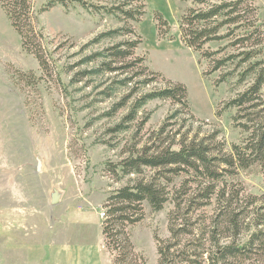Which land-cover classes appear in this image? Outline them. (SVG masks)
I'll return each mask as SVG.
<instances>
[{
  "label": "rangeland",
  "instance_id": "rangeland-1",
  "mask_svg": "<svg viewBox=\"0 0 264 264\" xmlns=\"http://www.w3.org/2000/svg\"><path fill=\"white\" fill-rule=\"evenodd\" d=\"M106 1L113 5L121 0ZM31 2L38 26L50 41L46 44L53 59L49 73H44L38 61L23 50L21 38L0 7V264H77L76 254L82 252L85 260L79 263L115 264L102 234L106 213L103 206L115 190L133 183L137 176L115 182L107 174L106 165L119 163L125 157L121 151L131 141L141 118L149 117L141 134L145 135L159 129L167 117L180 111V106L170 100L150 101L140 110L132 128L117 136L107 131L127 114L134 99L115 118L101 115L131 90L138 89L137 97L162 88V79H168L187 88L190 107L198 121L185 123L191 136L204 137L218 131V139L231 153L234 145L242 144L245 134L235 128L236 110L226 107L246 85L237 86V79L233 78L216 86L219 73L204 75L208 62L181 41L180 20L190 6L183 0H145V16L136 26L132 24L142 37V44L135 51L136 57L144 59L142 64L127 73L90 76L89 83L84 80L71 84L77 71L98 66L75 67L83 55L133 40L134 36L106 39L83 52V45L98 33L119 29L123 24L113 16L89 15L79 4L67 9L57 5L39 14L48 0ZM255 3L264 25V0ZM157 14L169 24L168 36L164 38L158 33ZM221 45L213 43L205 49L215 51ZM72 66L73 71L68 72ZM150 72L160 73L163 78L145 84ZM19 73L25 75L24 80ZM125 80H130L127 86L119 84ZM113 82V97L104 99L101 93ZM181 114L173 120L174 131L186 118ZM144 175L148 179L155 172L147 170ZM166 179H161V183L168 193V202L158 212L144 202L143 220L130 231L135 252L147 264H159L156 237L170 238L169 215L178 204L180 218H191L196 229L195 243H189L190 237L181 242L188 254H199L201 247L205 251L211 249L209 239L213 237L214 224L222 221L217 218L222 205L243 213L246 223L264 214L259 208L261 201L251 204V197L259 199L264 195V176L258 166L226 175L217 185V191H227L225 200L215 194L208 203L203 198L204 181L193 171L167 174ZM229 232L219 229L217 239L231 235ZM255 232L252 227L238 244L247 243ZM207 258L205 254L200 263L207 264ZM228 264H264V233L245 261Z\"/></svg>",
  "mask_w": 264,
  "mask_h": 264
},
{
  "label": "trees",
  "instance_id": "trees-1",
  "mask_svg": "<svg viewBox=\"0 0 264 264\" xmlns=\"http://www.w3.org/2000/svg\"><path fill=\"white\" fill-rule=\"evenodd\" d=\"M95 1L97 2L48 0L39 11V14H42L57 5L67 9L71 5L79 4L89 15L113 16L123 24L119 29L98 33L83 45L81 48L83 52L106 39L134 36L133 40L129 39L101 51L83 55L75 67L89 64L98 66L92 70L77 71L72 77L71 84L82 83L84 80L89 83L90 76L127 73L137 64L144 62L143 58L135 56L136 49L142 44V37L132 24L136 26L145 16V0H121L113 5L107 4L106 0ZM183 1L190 3V6L180 20L181 41L188 48L201 53V57L208 62L204 75L219 73L216 86L225 84L233 78L237 79V86L246 85L226 107L236 110L235 128L241 130L245 138L241 145H234L232 152L227 153L225 142L218 139V131L204 137L198 134L191 136V130L186 129L185 123L198 121L192 113L186 86L164 79L160 73L155 72L148 73L149 78L145 84L156 83L157 79L163 78L162 82L165 84L162 88L137 97L139 91L133 89L101 115V118H115L134 99L127 114L107 131L108 134L117 136L132 128L138 120L140 110L150 101L170 100L180 106V111L167 117L159 129L145 135L141 134L149 117L146 115L141 118L131 141L121 151L125 157L119 163L109 162L106 165L107 174L115 182L137 176L133 183L115 190L103 206L106 213L103 214L105 220L102 234L109 252L114 256L115 264H147L145 259L135 252L130 231L143 220L144 202H148L156 212L161 211L168 202V193L161 183V179L168 180L167 174L178 175L181 172L193 171L200 176L204 181L203 198L207 203L215 194H218L219 200H225L227 191L225 188L217 191V185L226 175H234L238 170L258 166L264 176V25L258 18L259 8L255 0ZM0 7L21 38L23 50L38 61L44 73H49L53 59L46 49V44H50V41L48 42L43 29L38 26V18L31 0H0ZM156 20L159 36L161 38L168 36V22L159 14L156 15ZM213 43L223 45L215 51L205 49ZM73 68L68 67V72H72ZM18 75L24 80L25 75L21 73ZM129 82L130 80H125L119 84L127 86ZM114 85L113 82L101 93L105 96L104 99L109 100L113 97ZM65 91L67 94L66 88ZM180 113L186 118L181 121L179 129L174 131L173 120H177ZM147 170L154 171L155 175L147 179L144 175ZM257 201H261L259 208L264 210V195L259 199L251 197V204H256ZM180 214L181 205L178 204L176 210L169 215V239L161 240L156 237L159 264H201L205 254L208 257L207 264L245 261L247 254L264 233V214L257 215L246 223V216H242L243 213L222 205L217 215L222 221L214 224L211 232L213 237L209 239L211 249L205 251L201 247L199 254L196 252L188 254L186 248L181 246V242L183 238L190 237L189 243H195L196 229L191 218H180ZM180 219L183 221L178 223ZM252 227L256 232L250 240L245 244H238L243 234L249 232ZM219 229L223 232L230 231L231 235L217 239ZM212 248L215 250L211 251Z\"/></svg>",
  "mask_w": 264,
  "mask_h": 264
},
{
  "label": "crops",
  "instance_id": "crops-1",
  "mask_svg": "<svg viewBox=\"0 0 264 264\" xmlns=\"http://www.w3.org/2000/svg\"><path fill=\"white\" fill-rule=\"evenodd\" d=\"M76 256H77L76 259H77L78 261H77V260H75V261H76L77 264H85V262H81V263H79L80 261H84V260H85V259H84L85 254H84L83 252H82V253H77ZM85 258H86V257H85ZM79 260H80V261H79ZM86 260H87V258H86ZM75 261H74V262H75ZM64 264H66V262H64ZM72 264H73V263H72Z\"/></svg>",
  "mask_w": 264,
  "mask_h": 264
},
{
  "label": "water",
  "instance_id": "water-1",
  "mask_svg": "<svg viewBox=\"0 0 264 264\" xmlns=\"http://www.w3.org/2000/svg\"><path fill=\"white\" fill-rule=\"evenodd\" d=\"M54 204H56V199L54 200Z\"/></svg>",
  "mask_w": 264,
  "mask_h": 264
}]
</instances>
